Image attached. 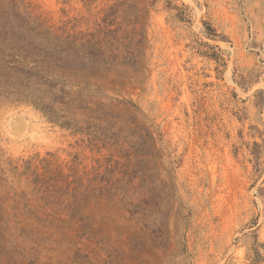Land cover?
Returning <instances> with one entry per match:
<instances>
[{"label": "rangeland", "instance_id": "obj_1", "mask_svg": "<svg viewBox=\"0 0 264 264\" xmlns=\"http://www.w3.org/2000/svg\"><path fill=\"white\" fill-rule=\"evenodd\" d=\"M0 264H264V0H0Z\"/></svg>", "mask_w": 264, "mask_h": 264}, {"label": "trees", "instance_id": "obj_2", "mask_svg": "<svg viewBox=\"0 0 264 264\" xmlns=\"http://www.w3.org/2000/svg\"><path fill=\"white\" fill-rule=\"evenodd\" d=\"M16 48H11V50H15ZM6 57H9L10 59H12L11 61H9L8 62V69L9 70H17V68H19V66L17 65V63H15V59H16V56L15 55H12V54H10V55H6ZM19 59V58H18ZM8 70V71H9ZM18 71L19 72H24L25 70L23 69V70H21V69H18ZM10 72V71H9ZM25 73H26V75L28 76V74L30 73V71L28 70V71H25Z\"/></svg>", "mask_w": 264, "mask_h": 264}]
</instances>
